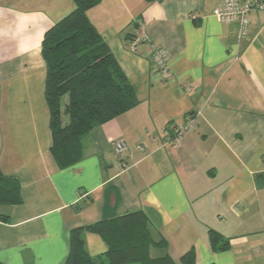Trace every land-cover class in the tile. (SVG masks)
<instances>
[{"label": "crops", "instance_id": "0c3cea01", "mask_svg": "<svg viewBox=\"0 0 264 264\" xmlns=\"http://www.w3.org/2000/svg\"><path fill=\"white\" fill-rule=\"evenodd\" d=\"M221 3L101 0L87 12L139 103L84 136L82 159L60 168L42 42L75 3L0 0V171L22 198L0 204V264H65L75 230L89 256L103 255L86 227L138 210L176 261L193 248L198 264H264V11L239 39L214 16ZM151 48L169 52L168 74ZM192 115L194 131L170 143ZM117 140L128 145L124 171ZM211 229L228 248L212 249Z\"/></svg>", "mask_w": 264, "mask_h": 264}, {"label": "trees", "instance_id": "16d2710c", "mask_svg": "<svg viewBox=\"0 0 264 264\" xmlns=\"http://www.w3.org/2000/svg\"><path fill=\"white\" fill-rule=\"evenodd\" d=\"M100 1L73 0L74 10L56 22L42 42L51 153L60 168L82 159L84 136L139 103L132 84L88 18L87 12ZM20 203L18 186H10L0 171V204ZM86 228L101 235L108 250L97 257L89 256L83 249L80 230H75L65 264H198L193 248L176 261L168 252L167 240L155 233L141 210L100 220ZM209 240L215 251L228 248V241L220 244L225 238L216 230L209 231ZM157 247L164 253L152 256Z\"/></svg>", "mask_w": 264, "mask_h": 264}, {"label": "built area", "instance_id": "2783aa9c", "mask_svg": "<svg viewBox=\"0 0 264 264\" xmlns=\"http://www.w3.org/2000/svg\"><path fill=\"white\" fill-rule=\"evenodd\" d=\"M261 11H264V0H222V3L214 9V16L222 23L236 25L239 39H247L250 36L251 17ZM132 48L135 49L136 45L133 44ZM149 55L155 66L168 74L169 52L163 48H151ZM193 116L173 128V134L168 139L170 143H180L185 134L194 131L197 118ZM112 148L118 157L119 170L124 171L127 167L124 160V154L128 151L127 143L124 140H117L112 143Z\"/></svg>", "mask_w": 264, "mask_h": 264}, {"label": "rangeland", "instance_id": "374dc122", "mask_svg": "<svg viewBox=\"0 0 264 264\" xmlns=\"http://www.w3.org/2000/svg\"><path fill=\"white\" fill-rule=\"evenodd\" d=\"M155 249V248H154ZM152 256H158V255H156V250H153L152 251Z\"/></svg>", "mask_w": 264, "mask_h": 264}]
</instances>
